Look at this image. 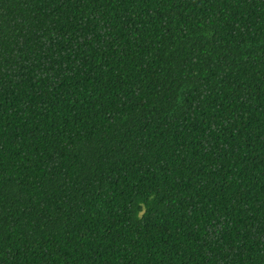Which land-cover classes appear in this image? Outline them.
<instances>
[{
	"label": "trees",
	"instance_id": "16d2710c",
	"mask_svg": "<svg viewBox=\"0 0 264 264\" xmlns=\"http://www.w3.org/2000/svg\"><path fill=\"white\" fill-rule=\"evenodd\" d=\"M0 264H264V0H0Z\"/></svg>",
	"mask_w": 264,
	"mask_h": 264
}]
</instances>
